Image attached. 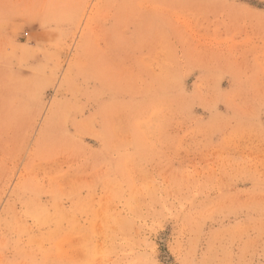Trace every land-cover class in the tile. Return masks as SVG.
I'll list each match as a JSON object with an SVG mask.
<instances>
[{"label": "rangeland", "instance_id": "1", "mask_svg": "<svg viewBox=\"0 0 264 264\" xmlns=\"http://www.w3.org/2000/svg\"><path fill=\"white\" fill-rule=\"evenodd\" d=\"M0 264H264V0H0Z\"/></svg>", "mask_w": 264, "mask_h": 264}]
</instances>
